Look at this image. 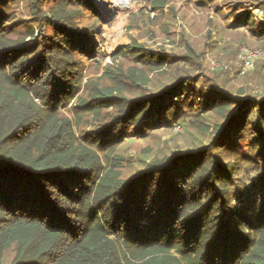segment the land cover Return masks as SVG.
<instances>
[{
	"label": "trees",
	"instance_id": "16d2710c",
	"mask_svg": "<svg viewBox=\"0 0 264 264\" xmlns=\"http://www.w3.org/2000/svg\"><path fill=\"white\" fill-rule=\"evenodd\" d=\"M8 1L0 0V264L10 249L11 264H264V98L196 87L187 75L122 96V87L84 81L77 54L94 52L93 35L76 18L100 17L94 0H52L43 15L45 0H28L38 30L53 32L39 36L34 26L17 37ZM243 21L264 37V22L256 26L251 13ZM124 50L139 66L125 74L136 86L149 82L140 66L172 63L139 44ZM77 95V123L90 116L81 135L62 111ZM196 107L221 120L205 149L174 152L129 177L120 157L103 160L96 150L112 155L124 137L173 118L202 124ZM247 133L251 152L241 147ZM246 169L256 175L240 177Z\"/></svg>",
	"mask_w": 264,
	"mask_h": 264
},
{
	"label": "rangeland",
	"instance_id": "374dc122",
	"mask_svg": "<svg viewBox=\"0 0 264 264\" xmlns=\"http://www.w3.org/2000/svg\"><path fill=\"white\" fill-rule=\"evenodd\" d=\"M94 1L100 9V17L85 14L76 18V24L81 29L87 28L93 35L91 43L94 52L77 54L78 57L83 55L84 81L91 80L92 83L114 89L122 87L117 92L132 98L156 93L177 77L187 75L195 79L196 87L207 89L215 86L218 90L245 99L249 96L264 98V59H257L254 67L247 69L241 59L245 49L264 50V37L255 36L243 21L245 15L251 13L256 19V26L264 22V0H166L162 9L154 7V0ZM27 2L8 1L9 11L16 20L13 22L16 26L10 27L13 37L25 33V28L37 26V18L31 19L30 1ZM51 4L52 0L41 3V15ZM95 17L98 19L95 20ZM41 29H35L39 36L53 32L50 24L43 25ZM134 44L164 52L172 60L171 66L164 70L140 66L139 71L149 77L146 86L131 84L125 75L139 67L136 59L124 50L125 45ZM78 95L70 99L62 111L73 119L75 131L81 135L90 129V116L81 124L77 123L72 105L76 103ZM194 95L191 97H198L199 92L195 91ZM185 110L190 112L189 108ZM194 111H200L198 114L202 115V124L198 121L188 122V127V124L176 122L173 118L170 126L146 129L144 135L124 137L112 155L107 148L96 150L103 160L107 159L108 153L111 160L120 157L123 163L120 164V173L122 177H129L136 175L151 161L174 152L205 149L213 140V126L221 120L211 112L204 115L198 107ZM199 124L203 127L197 126ZM252 138V134L247 133L241 140L244 151H252L249 148ZM217 154L220 158L234 157V154L219 150ZM240 174V177L249 180V175L254 177L256 172L246 169ZM14 253L13 249L6 251L1 264H11Z\"/></svg>",
	"mask_w": 264,
	"mask_h": 264
},
{
	"label": "built area",
	"instance_id": "2783aa9c",
	"mask_svg": "<svg viewBox=\"0 0 264 264\" xmlns=\"http://www.w3.org/2000/svg\"><path fill=\"white\" fill-rule=\"evenodd\" d=\"M242 63L244 67L253 68L257 59H264V50L261 49H245L242 53Z\"/></svg>",
	"mask_w": 264,
	"mask_h": 264
}]
</instances>
